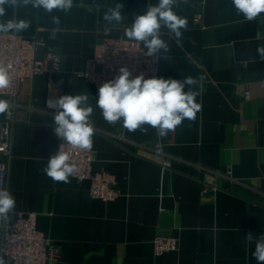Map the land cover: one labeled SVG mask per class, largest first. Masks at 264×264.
<instances>
[{"label":"crops","instance_id":"0c3cea01","mask_svg":"<svg viewBox=\"0 0 264 264\" xmlns=\"http://www.w3.org/2000/svg\"><path fill=\"white\" fill-rule=\"evenodd\" d=\"M117 3L123 19L109 24L104 15ZM156 3L73 0L67 12L22 0L3 5L0 24H29L6 33L41 39L64 57L60 79L41 75L22 84L7 186L16 201L9 221L22 212L37 213L38 230L60 248L50 264H257L255 242L245 236L264 235V59L257 51L264 49V14L246 21L232 0L177 1L173 10L184 19L187 4L194 13L202 4V19L181 29L179 39L161 28L168 50L157 54L159 78L195 79L190 87L200 109L164 137L147 124L129 131L122 122L105 121L95 86L75 75L85 70L98 40H129L125 30ZM75 94L89 96L93 168L116 178L120 197L113 202L91 197L87 181L71 176L67 183L55 182L44 172L57 151L52 116L58 109L47 102ZM158 234L178 238L179 249L156 255Z\"/></svg>","mask_w":264,"mask_h":264},{"label":"clouds","instance_id":"9594fccd","mask_svg":"<svg viewBox=\"0 0 264 264\" xmlns=\"http://www.w3.org/2000/svg\"><path fill=\"white\" fill-rule=\"evenodd\" d=\"M18 0H0V16L4 15L3 5L15 4ZM25 5L43 8L48 12L54 9L69 11L73 0H22ZM177 0H158L155 5H149L143 14L137 15L130 27L125 30V36L132 41L142 42L147 49L145 56L153 57L168 45L160 38V30L166 27L179 39L181 29L186 28V20L177 15L173 8ZM238 14H242L246 21H253L264 14V0H232ZM122 4L109 8L104 20L109 24L120 23ZM54 23L59 19L54 17ZM29 27L24 20L8 21L0 24V32L15 30L20 32ZM59 29L53 30V38ZM105 31H110L107 26ZM264 59V49L257 50ZM12 65L0 64V95H4L13 84ZM127 67L119 69V75L113 80L103 83L98 89L96 106L101 109L102 116L110 124L122 122L124 128L136 131L142 125H149L156 129L160 137L175 130L184 119H195L200 105L195 102L196 93L190 86L197 83L192 77H185L181 82L175 79L148 78L143 74L134 78ZM185 86L189 91L185 92ZM88 94L63 95L55 100H49L47 106L58 109L53 117L55 136L62 141L59 149L49 157L44 172L55 182H69L78 169L72 162V155L65 151V145L72 150L90 151L93 147L94 128L90 120L93 108L88 103ZM11 101L0 99V115H11ZM15 198L12 193L0 188V219H6L15 208ZM247 243L255 242L252 256L257 264H264V235L255 239L253 233L245 236ZM0 264H5L0 259Z\"/></svg>","mask_w":264,"mask_h":264},{"label":"built area","instance_id":"2783aa9c","mask_svg":"<svg viewBox=\"0 0 264 264\" xmlns=\"http://www.w3.org/2000/svg\"><path fill=\"white\" fill-rule=\"evenodd\" d=\"M185 1V0H177ZM203 5H197L194 21L200 23ZM43 51L42 59L39 52ZM147 50L140 42L125 39H101L94 46L92 57L86 61L83 72L75 75L85 78L92 83L98 96L99 87L119 75L121 67H127L134 78L143 74L146 79L159 78L160 56H145ZM63 54L47 47L41 39L25 38L18 33L0 32V64L12 65L13 84L7 90L4 99L11 101V115L0 120V188L7 189L9 177V163L12 159V131L16 121L14 108L21 94L22 84L33 80L37 76L64 74ZM97 67H101L98 71ZM183 81L182 79H175ZM186 87V86H185ZM58 92L62 86L57 85ZM245 100L250 99V91L243 93ZM57 111V110H55ZM62 141L57 138V150ZM65 151L72 155V162L77 166V173L72 176L79 183H90V195L104 203H110L120 197L116 178L105 171H94L93 165L96 153L90 151L72 150L65 145ZM164 166H169L165 162ZM214 187V186H213ZM153 245L156 255L160 256L179 249L176 237L158 234ZM60 248L54 247L37 228V213L22 212L14 223L0 219V259L5 264H50L59 257Z\"/></svg>","mask_w":264,"mask_h":264},{"label":"water","instance_id":"95a60500","mask_svg":"<svg viewBox=\"0 0 264 264\" xmlns=\"http://www.w3.org/2000/svg\"><path fill=\"white\" fill-rule=\"evenodd\" d=\"M185 20H186V26L193 27L194 25V11L192 9L191 4H187L185 8ZM43 56V51L39 52V59H42ZM97 70L100 71L101 67H97ZM54 75L55 79H60V76L57 74H52Z\"/></svg>","mask_w":264,"mask_h":264}]
</instances>
